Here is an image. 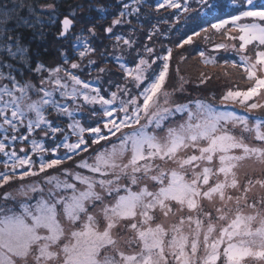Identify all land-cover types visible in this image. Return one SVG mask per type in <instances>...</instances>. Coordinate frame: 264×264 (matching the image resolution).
Returning a JSON list of instances; mask_svg holds the SVG:
<instances>
[{
    "label": "snow or ice",
    "instance_id": "6c2138e0",
    "mask_svg": "<svg viewBox=\"0 0 264 264\" xmlns=\"http://www.w3.org/2000/svg\"><path fill=\"white\" fill-rule=\"evenodd\" d=\"M198 2L210 13L217 8L210 0ZM140 3L141 0H133L132 5L124 4L125 10L112 20V25L122 23V17L139 13L137 5ZM182 7L185 13L191 10L187 0L183 5L180 0H163L158 5V8ZM97 11L104 13L107 9L100 7ZM214 20L207 21L209 28H201L206 34L203 38L210 40L207 33L214 31L225 41H232L213 45L217 51L232 50L238 56V60L225 59L221 67L242 69L250 82L246 90L229 88L220 97V103L238 104L249 113L264 110V102L254 100L264 95V3L239 0L227 18L215 16ZM37 24H41V17L37 14L36 0H0V52L9 60L24 62L31 72L46 74L41 76L39 87L29 81L21 82L15 74L19 71L16 65L0 56V130L4 133L0 138V153L7 157L3 161L5 171L0 172V187L15 178L21 181L37 178L22 183L16 189L17 196L8 192L0 198V264H246L247 258L264 261V197L259 201V209L255 201L249 203L247 192L253 180L248 178L242 186L235 171L245 159L255 158L264 163V116L256 117L250 124L247 116L218 111L212 104L200 100L195 101V111L181 104L167 107L170 94L163 89L169 74L171 49L160 56L153 48L146 47L148 57L155 55V59L140 56L134 69L120 64L125 77L131 78L138 92L133 95L132 88L117 85V91L105 98L100 88L81 79L74 71H82L81 64L63 51V63L56 67L43 63L34 67L27 65L22 30H35ZM72 26L73 19L66 16L59 37H66ZM104 31L111 34L113 28L110 26ZM88 32L95 36V27ZM201 32L194 35L199 37ZM77 39L84 40L82 49L77 52L79 61H83L95 49L85 38ZM115 40L117 46L121 43L128 48L133 46V41L121 36H115ZM192 43L193 35H187L177 42V47ZM249 46H253L251 53ZM199 56L205 65L217 64L216 57L204 51L199 52ZM157 60L162 63L153 68ZM92 65L95 61L88 59V66ZM98 71L103 73L106 69ZM224 75L229 73L225 71ZM209 78L204 77L200 82ZM120 93L129 99L121 98ZM117 100L118 108L115 107ZM97 104L108 119L103 127L85 128L73 113L85 105ZM51 112L56 113V119L48 118ZM92 112L96 113L94 107ZM177 112H186L187 119L178 127H169L163 139L149 132L150 127L162 128ZM63 116L71 121L67 128L58 123V118ZM142 120L145 123L141 124ZM229 125L232 129L240 128V135L231 131ZM124 129L131 131L124 132ZM85 132L92 134L91 144L85 139ZM39 134L51 137L54 147H45L42 140L35 138ZM245 134H254V139L262 146L246 143ZM71 136L76 137L75 141H71ZM112 137L118 142L97 150L91 163L87 158L76 163L75 167L86 170L87 174L67 168L59 174H48L49 170L87 152L92 145L109 142ZM17 142L30 143V148L21 147L19 152L23 155H20L14 147ZM189 148L193 149V154L180 155ZM60 149H64L63 154ZM157 158L165 163L172 161L180 171L172 169L166 173L154 163ZM216 158L218 168L211 166ZM201 165L204 166L201 168ZM188 169H191V179L186 178ZM18 170L22 171L18 173ZM154 171L158 175H153ZM220 174L223 180L210 183ZM145 178L157 183L158 189L150 191L144 185L133 191L131 186L140 185ZM124 181L126 183H122ZM255 184L264 188V179H256ZM228 189L244 195L233 197L227 194ZM105 195L114 196L115 202L105 204L102 219H98L89 213L88 206L103 203ZM214 197H218L222 205L216 208V217L203 211L200 203L203 199L212 201ZM233 200L235 214L229 219L231 210L227 204ZM242 200L254 214H243ZM173 202L181 211L186 206L190 213H196L195 217L181 216L168 227L162 223L152 226L156 220L155 210L159 209L167 218L173 212ZM214 220L225 223L217 228ZM122 222H126L125 230L134 234L125 244L129 248L135 246L138 251L120 250L113 230ZM77 224L80 227L77 228Z\"/></svg>",
    "mask_w": 264,
    "mask_h": 264
},
{
    "label": "rangeland",
    "instance_id": "374dc122",
    "mask_svg": "<svg viewBox=\"0 0 264 264\" xmlns=\"http://www.w3.org/2000/svg\"><path fill=\"white\" fill-rule=\"evenodd\" d=\"M132 1V0H131ZM181 4L183 5L184 0H180ZM215 2L214 0H210V3ZM163 3L162 1H158L157 3L153 0L150 1L147 9L140 13L139 17L136 19L135 17L131 18L130 16L122 17V23L117 25H112V20L117 18L121 11H119L115 15H111L110 22L106 25L105 28L112 27L113 33H111V37L113 39L108 41V48L111 50H115L120 56V61L129 69H134L136 65L139 63L140 56H144L146 59H155V55L152 57H148L147 53L145 52L146 47H151L155 50V54L157 55H165L168 49L172 50V56L170 58L169 64V74L166 78V82L164 85L163 91H167L169 96V105L167 107L174 108L176 105H187L188 108L192 109L193 111L196 110L195 108V101L200 100L209 104H212L218 111H234L236 114L240 116H247L249 118L250 124L254 121V119L258 116H264V110H254L253 112L249 113L246 109L240 107L238 104L233 105H222L220 103V97L229 89H241L244 90L245 88L250 87V82L247 81V78L243 75L242 69H231L230 67L225 68L221 67L224 64V60H238V56L232 50L225 52L224 50H215L214 44L215 43H233L232 41H225L224 37L215 34L214 31H210L207 33L208 36L211 37L210 40L205 41L203 38L206 34L201 32V28H209V24L207 21H213L214 17L216 16V12L212 11L211 13L201 7L198 0H187V4L190 6V11L185 13L183 11V7L181 9H171V8H158V5ZM256 3H264V0H256ZM81 4V0L77 1L74 0L72 5L69 6L70 11H73L79 7ZM219 10L221 12L220 16L227 18L229 13H232L235 9L233 5L230 6L225 1H221L218 3ZM53 8V5H51ZM139 7V5H137ZM41 9L47 10L50 9L46 4L41 7ZM73 9V10H71ZM145 19H141V17H145ZM80 23V21H79ZM81 27L83 25L80 24ZM195 32H201L199 37L195 36ZM187 35H193V43L189 45H185L183 48L177 47V42L181 40L182 37L186 38ZM115 36H121L124 39H129L133 41L132 48H128L126 45L122 43L117 46V42L115 40ZM151 37V39H149ZM100 40V39H99ZM102 40H100V44ZM237 46L239 44L236 41ZM69 42H56L58 48V56L55 60V64L61 65L63 63V58L61 56V52L63 48H68ZM90 44V43H89ZM94 44H99L96 42ZM91 45V44H90ZM104 48V47H103ZM253 46H249V53H251ZM60 50V51H59ZM67 50V51H66ZM63 51L66 55L69 53V50L66 49ZM204 51L206 55H211L216 57L217 64L213 65H205L201 57L199 56V52ZM102 54L98 53L97 49L95 52L92 53L87 59H91L97 61L101 59ZM71 57L72 60H76L81 64V70H74L76 71L81 79L85 80L86 82L90 83L92 87L100 88L101 95H104L105 98H110L112 92L117 91V85L125 86L127 85L129 88H132V94L136 95L138 90L134 88L133 84L131 83V78H126L125 73L120 68H115L114 71L116 75L111 74L110 70H106L103 73H91L93 68L88 66V62L85 63L83 61H79L78 57ZM184 57V59H181ZM162 61L157 60L156 65H153V68H156L157 65L161 64ZM56 65V66H57ZM68 67V65H64ZM225 71L229 73V75H224ZM201 73L204 74V77H210L209 79H205L204 83H201V79L204 77L201 76ZM43 73H39V86H40V78ZM5 83V81H3ZM143 84L141 85V90L143 88ZM58 94V93H57ZM56 94V98L59 99V94ZM121 98L127 100L129 97L123 96L122 93L119 94ZM33 99H36V96H33ZM254 100L257 102H264V95L254 97ZM70 103V102H69ZM75 107V105H72ZM93 107L96 109V113L93 114L92 109ZM115 107H119V100H117ZM227 107V108H224ZM75 119L80 122L82 126L85 128L87 127H96L100 126L103 127V122L106 121L108 118L103 116V111L100 105L90 106L85 105L80 108V110L75 111L73 113ZM122 115V114H121ZM50 120L56 119V113L51 112L48 116ZM115 118V114L114 117ZM187 119V113H175L174 115L170 116L168 120H166L163 124V127L160 129H156L154 127H150L148 130L149 132H154L159 138L163 139L166 136L167 129L169 127H178L180 124L184 123ZM71 121L68 117L63 116L58 118V123H60L61 127L67 128V125ZM145 123L144 120L141 121V124ZM136 127H139L137 125ZM231 131H233L238 136L240 135V128L232 129L231 125L228 126ZM70 132V129H68ZM124 132H130L131 129H124ZM4 135L3 131L0 130V138ZM60 135V134H58ZM120 134L118 133L117 136ZM85 139L88 140L89 144H91L90 137L92 136L91 133L85 132L84 133ZM35 138L37 140H42L45 144V147H54V143L51 137H44L43 134L36 135ZM245 142L249 143L253 146H262L261 142L256 141L254 139V134H245ZM76 137L71 136V141H75ZM58 142V141H57ZM112 142H118L116 137H112L111 141L105 142L101 141L99 144L92 145L87 152H81L79 155L75 156L73 160L66 161L64 164L59 166L58 168L49 170L48 174H59L62 169H70L72 171H84L80 170L75 167L76 163L81 159H89V162H92V158L95 156L97 150H102L103 148H110ZM11 143V142H9ZM15 149L17 150L18 154L23 155V153L19 152L21 147L28 150L30 148V143L21 144L17 142L14 145ZM64 153V149H60V154ZM193 154V149L189 148L185 151H182L180 155L187 156ZM198 154V152L196 153ZM236 154H239L238 152ZM47 157V154H45ZM36 159V157H33ZM7 157L0 153V172L5 171L3 167V161L6 160ZM167 159V158H166ZM127 157L125 158V162ZM155 164L159 165L161 168L165 170L166 173H169L170 170L176 169L180 171L178 166L173 163L172 161H168L165 163L160 159H156L154 161ZM204 165H201V168ZM214 168L219 167L218 158L214 159L212 165ZM19 171L22 170H18ZM237 178L242 186L246 185V180L251 178L253 180V185L250 187V190L247 192L248 202L251 203L255 201L257 203V208L259 209V201L262 197H264V188L260 187L259 185L255 184L256 179H264V163L256 160L255 158L245 159L244 161L239 162L237 169H235ZM87 174V173H86ZM153 175H158V172H153ZM187 179H191V169L187 170ZM36 177H28L25 178L24 181L15 178L11 181L8 185L4 187H0V198L4 196L5 193L11 192L13 196H17L16 189L22 184L30 183L36 180ZM216 179L223 180L224 177L220 174L218 177L214 176L210 183L214 182ZM126 183V181L122 182ZM167 183V181H165ZM147 185L150 191H155L158 189L159 185L147 178L141 181L140 185L131 186L133 191H137L139 187ZM99 191V189H97ZM123 194V192H121ZM228 195H232L233 197L237 195H244L242 192L238 190H227ZM20 198V197H18ZM2 202V201H0ZM115 202V197H108L105 195L103 203L96 202L95 205H89V213L95 215L98 219H102V209L105 204H112ZM203 211L211 212L213 217H216L218 213L216 212L217 207H221V203L218 197H214L212 201H208L207 199H203L200 201ZM242 211L243 214H254L252 208L245 207L244 201H241ZM227 208L231 211L228 212L229 219H231L235 214L236 204L233 200L227 204ZM156 220L152 223V226H155L156 223H162L165 227H168L174 222H178L181 216L187 217L189 215H193L195 217L196 213H190L186 206L183 211L180 210V206L173 202V212L169 214L167 218L163 216L159 209H156L154 212ZM216 223L217 228L222 226L225 222L220 221H213ZM124 223L122 222L118 229L113 230V235L118 238V246L121 251L126 253L132 251H138V249L133 246L129 248L125 241L130 239L134 234L130 231L125 230ZM65 228L69 226L65 222ZM256 225H254L255 227ZM76 227H80L79 224ZM188 225L185 224V230H187ZM246 264H264V261H259L254 258H247Z\"/></svg>",
    "mask_w": 264,
    "mask_h": 264
},
{
    "label": "trees",
    "instance_id": "16d2710c",
    "mask_svg": "<svg viewBox=\"0 0 264 264\" xmlns=\"http://www.w3.org/2000/svg\"><path fill=\"white\" fill-rule=\"evenodd\" d=\"M150 1L151 0H141V3L139 4V13L131 15L130 17H135L137 19L140 13H142L145 8L147 9ZM153 1L157 3L162 0ZM214 1L217 4V8L214 10L216 12V16L221 15L219 10L220 7L218 5L219 2L225 1L230 4V6L233 5L234 7L239 4V0ZM36 2L37 14L41 17V24H37L35 30H22V43L27 48V52L25 54L27 65L34 67L37 63H43L48 67H56L57 64L54 62L59 53L55 43H58L59 41L62 43L69 42L67 45L68 48H63V51L66 49L69 50L67 56L71 55L74 58L78 57L77 52L82 49L84 40H78L77 37H83L86 39L87 43H90L94 49H97L98 53L102 54L101 59L95 61V65L90 66L93 68L91 73H98L99 68H105L106 70H110L111 74L116 75L114 69L120 68V64H122V62L120 59L117 60V57L120 56H117L118 54L115 50H111L110 48L106 50L108 41L113 39V36L111 37V35L106 33L104 30L106 29V25L110 22V16L117 14L119 11H124V4L132 5L133 0H81L79 7L73 8L75 10L71 9L73 11H70L69 6L72 5L74 0H36ZM254 3H256V0H254ZM45 4L47 6L53 5V8L47 10L41 9V7ZM100 7L106 8L107 11L104 13L98 12L97 9ZM73 13H75L74 16ZM64 16H69L73 19L74 25L69 34L62 39L59 37V33L61 31V23ZM146 17L147 16L141 17V19H145ZM80 24L83 25V27H81ZM93 26L95 27V36H92L88 32V29ZM99 39L102 40L101 44ZM96 42H99V44H94ZM0 56H2V58L7 60L9 63L15 64L16 68L19 69V71L15 73L18 80H21V82L29 81L39 87V73L29 71L24 62L17 63V61L9 60L7 55L2 52H0ZM83 62H88L87 57L83 60ZM4 71L7 72V69ZM5 83H7V81H5ZM246 89L247 88L244 90Z\"/></svg>",
    "mask_w": 264,
    "mask_h": 264
},
{
    "label": "water",
    "instance_id": "95a60500",
    "mask_svg": "<svg viewBox=\"0 0 264 264\" xmlns=\"http://www.w3.org/2000/svg\"><path fill=\"white\" fill-rule=\"evenodd\" d=\"M65 17H66V16H64V17L62 18V21H63V19H64ZM67 17L70 18L69 16H67ZM70 19H71V18H70ZM61 24H62V23H61ZM73 25H74V20H73ZM72 27H73V26H72ZM61 30H62V27H61ZM70 31H71V29H70ZM70 31H69V32H70ZM68 34H69V33H68ZM68 34H67V35H68ZM60 38L63 39V38H65V37H60Z\"/></svg>",
    "mask_w": 264,
    "mask_h": 264
}]
</instances>
